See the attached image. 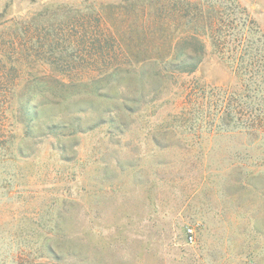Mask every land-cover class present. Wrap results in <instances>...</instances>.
I'll list each match as a JSON object with an SVG mask.
<instances>
[{"label": "rangeland", "instance_id": "rangeland-1", "mask_svg": "<svg viewBox=\"0 0 264 264\" xmlns=\"http://www.w3.org/2000/svg\"><path fill=\"white\" fill-rule=\"evenodd\" d=\"M238 1L264 31V0ZM217 4L0 0V264H264V138L217 105L188 114L180 91L235 77L209 48L192 76L155 79L183 10ZM93 12L114 60L46 40ZM65 72L64 85L44 77Z\"/></svg>", "mask_w": 264, "mask_h": 264}, {"label": "trees", "instance_id": "trees-1", "mask_svg": "<svg viewBox=\"0 0 264 264\" xmlns=\"http://www.w3.org/2000/svg\"><path fill=\"white\" fill-rule=\"evenodd\" d=\"M215 1L218 4L207 9L183 10L180 16L188 20L174 44V59L165 66H156L155 79L163 84L177 74L192 76L211 48L227 64L236 85L222 89L202 83L195 77L184 82L180 91L185 111L191 114L199 105H217L216 115L221 120L241 125L255 138H264V31L238 0ZM34 39L28 38L29 41ZM46 40L53 44L55 41L72 44L83 53V56H75L82 62L102 59L105 52L112 54V61L120 50L98 12L74 17L67 34L59 33ZM69 58L70 61L76 60ZM45 60L51 64L57 61L54 56ZM64 75L59 77L49 73L44 77L62 85L74 78L73 74L65 72Z\"/></svg>", "mask_w": 264, "mask_h": 264}, {"label": "built area", "instance_id": "built-area-1", "mask_svg": "<svg viewBox=\"0 0 264 264\" xmlns=\"http://www.w3.org/2000/svg\"><path fill=\"white\" fill-rule=\"evenodd\" d=\"M187 235H188V240L190 242H194L195 240V235H196V228L193 225H190L187 227Z\"/></svg>", "mask_w": 264, "mask_h": 264}]
</instances>
